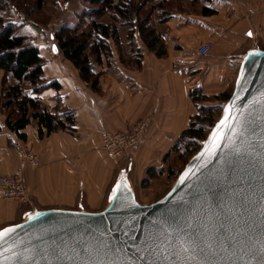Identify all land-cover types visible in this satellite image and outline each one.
Returning a JSON list of instances; mask_svg holds the SVG:
<instances>
[{"label":"crops","instance_id":"1","mask_svg":"<svg viewBox=\"0 0 264 264\" xmlns=\"http://www.w3.org/2000/svg\"><path fill=\"white\" fill-rule=\"evenodd\" d=\"M166 5V23L153 24L162 35L165 55L149 51L137 34L140 52L133 51L126 28H120V42H110V58L90 59L97 76L94 87L60 50L48 55V45H57L54 32L46 49L35 41L42 34L32 39L45 60L44 78L56 84L39 95L42 108L66 124L60 105L72 113L74 124L51 134L44 129L41 137L33 121L20 132L21 139L7 128L0 109V175L23 170L30 195L27 203L19 204L0 194V230L46 210L101 212L121 178L139 203L147 202L140 184L147 175L146 181L152 183L153 170L164 167V158L198 114L191 91L201 89L212 100L203 106L219 108L224 102L214 98L234 90L247 55L264 50V0H168ZM207 44L212 51L200 56L198 48ZM143 119L148 122L147 134L134 153L114 160L102 151L105 132L129 131ZM17 140L40 157L38 169L21 157L14 145ZM170 190L162 189L163 197Z\"/></svg>","mask_w":264,"mask_h":264},{"label":"water","instance_id":"2","mask_svg":"<svg viewBox=\"0 0 264 264\" xmlns=\"http://www.w3.org/2000/svg\"><path fill=\"white\" fill-rule=\"evenodd\" d=\"M53 51L59 52L57 45ZM221 120L225 125L218 128ZM222 133H227L223 143ZM113 191L101 212L46 210L5 227L21 226L0 248V259L4 264H264V50L247 55L220 119L166 196L142 205L123 178Z\"/></svg>","mask_w":264,"mask_h":264},{"label":"trees","instance_id":"3","mask_svg":"<svg viewBox=\"0 0 264 264\" xmlns=\"http://www.w3.org/2000/svg\"><path fill=\"white\" fill-rule=\"evenodd\" d=\"M32 1L0 0V72L3 74V82H0V86L3 90V110L5 114L9 115L6 120L7 128L17 133L21 139L24 138V135L20 132L31 125L33 121H37L41 137H43L44 129L48 134H51L58 129H71V125L74 124V116L71 112L64 110V107L58 106L59 110L65 111L66 124L59 122L57 115L42 108L39 95L51 86L56 87V84H48L44 78L45 60L41 56L39 47L23 33V24L7 23L4 20L3 12L9 8L19 11L31 8L33 4L41 8L46 0ZM86 1L90 7L78 14L77 23L62 26L53 34L54 42L57 43L63 57L78 69L85 82L93 85L97 78L93 73L94 66L90 59L95 58L96 61H100L102 56L110 58L112 52L110 42L114 39L120 42L117 25L103 21L107 14L111 15L117 23L132 27L129 39L134 48L133 51L140 52L136 47L135 35L137 34L149 51L158 56L165 55L166 46L162 35L158 34L151 25L150 18L141 23L138 18L131 19L132 6L133 9L137 7L135 6L136 0ZM154 1L156 0H142L140 7ZM167 2L168 0H159L157 4L158 9L162 10V21L167 20L169 11L163 10ZM138 56L141 57L139 54ZM233 91L214 98V100L221 99L224 102L219 108H214L203 106L212 100L204 96L201 89H193L191 99L198 114L176 146L184 145L185 152L193 157L202 148L210 133L208 132L206 135V126L213 128L218 121L214 120L215 114L223 111Z\"/></svg>","mask_w":264,"mask_h":264},{"label":"rangeland","instance_id":"4","mask_svg":"<svg viewBox=\"0 0 264 264\" xmlns=\"http://www.w3.org/2000/svg\"><path fill=\"white\" fill-rule=\"evenodd\" d=\"M34 2V0L32 1ZM135 7L131 9V19L134 20L136 18L139 19V23L144 21L147 18H150L151 25L156 23H166V21H162L161 11L158 9L157 4L159 3V0L154 1L153 3H147L144 7H140L142 0H136L135 1ZM167 4V3H166ZM90 7L88 1L86 0H46L45 3L41 8H38L37 5H32L31 8H26L23 10H13V8H9L5 12H3L4 20L5 22H16L19 24H23V33H25L28 37L31 39H34L36 37V34H42L37 39L35 38V41L39 43H43L42 47L46 49V44L50 43L51 33H56L62 26L71 25L74 23H77L78 14H80L82 11H84L85 8ZM33 9H35L33 12H31ZM167 10L168 7L165 5L163 7V10ZM155 16V17H154ZM104 22L107 23H114L117 25L118 28V36L119 39L121 37L120 35V28H126V36L130 35V30L132 27L130 25H121L114 21L111 17V15L107 14L103 18ZM156 29V27L154 26ZM157 31V29H156ZM158 34H161L157 31ZM113 43H118L115 39L113 40ZM51 44V43H50ZM48 52L49 56L51 57V50H53L52 46L48 45ZM129 49H131L129 47ZM119 52H122L121 48H117ZM62 54V52H61ZM0 82H3V74L0 72ZM92 85V84H90ZM94 87V85H93ZM98 87V83L95 88ZM235 87V86H234ZM3 90L2 86H0V109L1 113L5 118H8L9 115L7 113L5 114L3 110ZM223 111H219L215 114V121L219 120L220 116L222 115ZM212 128L210 126H206V135L208 132H210ZM22 144V143H21ZM23 148L24 145L22 144ZM104 143L101 139V149L103 148ZM193 149V147H191ZM191 149V150H192ZM190 150V151H191ZM30 152V151H29ZM33 153V152H32ZM35 154V153H34ZM39 157V156H38ZM121 159V158H120ZM192 159L191 155L185 152V146L181 145L177 147L176 145L171 148V152L166 155L164 158V167L162 164H160L159 168L154 171V177H152L153 181L152 183L149 182L146 179L150 176L147 175L145 181H143L140 185L144 189V196L148 198L147 202L141 201L142 205H151L155 202H152L151 200H154L156 198L159 200L163 197L165 192H161L162 189H172L178 180L177 176L183 172V170L186 168L189 161ZM40 160V157H39ZM41 164V160H40ZM40 164L37 167H32V169H38L40 167ZM137 180L139 178L137 177ZM139 187V189H141ZM140 198V196H139ZM150 200V201H149ZM105 204L102 206L101 209H104ZM98 211H102V210ZM77 210V209H74ZM88 211H94L92 208H88Z\"/></svg>","mask_w":264,"mask_h":264},{"label":"built area","instance_id":"5","mask_svg":"<svg viewBox=\"0 0 264 264\" xmlns=\"http://www.w3.org/2000/svg\"><path fill=\"white\" fill-rule=\"evenodd\" d=\"M229 1V0H226ZM212 51V45L207 44L198 48L200 56H206ZM51 55L54 51L51 50ZM148 130L147 120L138 121L126 132H105L102 135L104 146L102 151L110 158L118 160L126 155L134 153L144 140ZM15 148L30 166L37 167L40 164L38 155L26 151L19 140L15 141ZM0 194L2 199L19 204L29 201V191L25 184L23 170H17L12 174L0 175Z\"/></svg>","mask_w":264,"mask_h":264},{"label":"snow or ice","instance_id":"6","mask_svg":"<svg viewBox=\"0 0 264 264\" xmlns=\"http://www.w3.org/2000/svg\"><path fill=\"white\" fill-rule=\"evenodd\" d=\"M249 35L251 36L252 34L249 33ZM231 107H232L231 105L228 106V108H226L225 111L228 112ZM227 119H232V117L229 116V117H227ZM224 125H225V120H221L220 124L217 127L220 128L221 126H224ZM228 127H229V130H231V126H228ZM213 136L214 137L216 136L215 132L213 133ZM226 136H227V133H222V135L219 137L221 143H223V140L226 138ZM188 175H189V173H185V177H187ZM182 179H184V177H182ZM120 188H121V185L117 184L116 189H120ZM116 196H117V191L114 189L113 198H115ZM37 215H39V214H37ZM16 227H21V226H16ZM16 227H9V228H5L2 231H0V248H3L4 244L7 241H9L10 239H12V234L15 233ZM184 250L187 251L188 249L185 248ZM59 254L60 253L57 252V255H59ZM2 255H3V253L0 252V256H2ZM141 259L144 260L145 258L141 257ZM0 264H4V261L2 259H0ZM146 264H147V262H146Z\"/></svg>","mask_w":264,"mask_h":264}]
</instances>
